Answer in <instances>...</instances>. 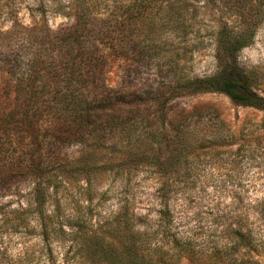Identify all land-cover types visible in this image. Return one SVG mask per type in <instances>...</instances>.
Masks as SVG:
<instances>
[{
  "label": "trees",
  "instance_id": "trees-1",
  "mask_svg": "<svg viewBox=\"0 0 264 264\" xmlns=\"http://www.w3.org/2000/svg\"><path fill=\"white\" fill-rule=\"evenodd\" d=\"M21 1L0 0V189L27 182L28 210L37 217L40 235L47 233V198L58 178L90 184L110 173L128 180L146 167L161 178L156 218L140 217L125 205L110 223L115 244L103 248L100 242L97 254L109 264H160L155 257L195 253L208 255L214 264H260L264 193L253 196L248 224L242 218L238 227L225 228L224 240L216 237L203 246L171 209L178 181L190 179L185 174L192 162L215 160L219 149L235 140L222 133L229 122L217 106L197 103L177 114L169 106L182 96L220 94L234 108L261 113L255 129L238 127L235 154L241 159L264 155V96L255 91L251 71L237 61L253 41L264 0L258 5L225 0L231 12L220 18L215 36L219 70L203 78L182 74L171 48L176 39L200 35L193 0L168 5L171 0H73L60 10L72 22L56 29L45 20L44 0ZM195 47L191 43V50ZM133 57L131 66L127 62ZM150 68L162 82L141 77ZM67 146L77 147L78 157H60Z\"/></svg>",
  "mask_w": 264,
  "mask_h": 264
},
{
  "label": "rangeland",
  "instance_id": "rangeland-1",
  "mask_svg": "<svg viewBox=\"0 0 264 264\" xmlns=\"http://www.w3.org/2000/svg\"><path fill=\"white\" fill-rule=\"evenodd\" d=\"M71 1L44 0L47 8L45 20L50 28L56 29L72 22V16L65 15V10L60 11ZM21 2L22 5L24 2L31 3L30 0ZM172 2L175 0L167 5ZM250 2L253 5L259 3L258 0ZM191 4L196 9L200 35L194 38L190 34L187 42L176 39L171 48L178 54L175 60L182 74L188 78H203L219 70L215 59V36L222 26L220 18L225 19L231 11L225 0H216L215 4L193 0ZM19 13L27 23V11L22 9ZM229 21H233V18L228 20V26L231 25ZM191 43L196 45L193 50ZM136 60L133 57L127 64L134 66ZM237 61L251 71L255 91L264 96V16L256 28L252 43L237 54ZM116 72L119 76L121 69L116 68ZM153 74L152 68L144 69L141 77H153L156 84L162 82ZM197 103L217 106V113L229 122L222 128V133L235 140V145L220 148L215 160L206 158L192 162L185 174L190 176L189 181H178L176 197L169 202L174 213L185 222V228L192 230L197 238L195 242L203 246L207 241L216 240V237L224 240L227 236L225 228L238 227L237 222L242 218H245L244 224H248L253 196L264 193V155L256 159L253 156L241 159L235 154L236 144L240 140L237 139L238 127L255 129L263 115L234 108L220 94L178 97L169 110L177 114L190 110ZM210 116L211 112L206 111L205 118ZM211 134L207 132V136ZM230 147L232 149H225ZM77 149L63 147L60 157L76 158L79 155ZM174 176L183 179L180 174ZM160 185L159 175L154 169L146 167L134 171L128 180L110 173L97 175L90 184L58 178L47 198L49 223L45 236L39 233L36 215L28 210L30 198L27 182L22 180L15 183L18 189H0V264H109L95 250L100 242L103 248L110 241L115 244L110 223L114 217L121 215L125 205L140 217L146 215L155 219L161 200ZM243 259H250V255H245ZM155 260L160 264H214V259L199 253L181 259L178 256H164L155 257ZM258 260L264 264V257Z\"/></svg>",
  "mask_w": 264,
  "mask_h": 264
}]
</instances>
